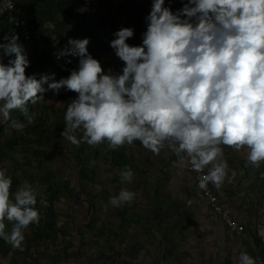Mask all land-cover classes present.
<instances>
[{"label": "rangeland", "instance_id": "rangeland-1", "mask_svg": "<svg viewBox=\"0 0 264 264\" xmlns=\"http://www.w3.org/2000/svg\"><path fill=\"white\" fill-rule=\"evenodd\" d=\"M16 2L23 22L16 34L30 60L26 73H55L56 80L78 67L75 57L52 60V52L69 38H89V53L105 70L119 71L122 62L109 46L113 33L121 27L133 28L135 35L127 43L139 45L146 30L144 18L151 8V0ZM165 6L175 11L182 4L172 0L169 5L165 0ZM6 34H10L8 29L0 27V43H6L2 39ZM67 59L72 63H66ZM7 60L5 57L4 63ZM75 96L64 90L59 95L46 92L44 99L28 105L34 114L31 124L18 111L12 116L24 124L22 130L0 124V168L11 176L13 193L24 182L36 189L41 213L39 226L32 225L24 233V251L0 239V264H92L99 255L94 251L96 243L121 248L130 259L146 256L142 264L151 263V258L158 263L162 260L161 264H239L241 252L254 258L264 255V163L254 167L246 163V149L225 147L229 176L233 172L235 176L220 188L210 183L220 207L230 210L244 227L243 235L236 236L210 210L185 162L167 147L159 156L138 142L118 148L132 163L134 177L127 184L121 182L120 171L108 157L107 142L76 147L64 140L60 135L64 113ZM80 135L78 132V138ZM79 170L87 173L86 180H80ZM121 188L136 196L131 203L112 207L109 197ZM41 197L47 200V207L39 203ZM256 236L261 245L253 241Z\"/></svg>", "mask_w": 264, "mask_h": 264}, {"label": "clouds", "instance_id": "clouds-1", "mask_svg": "<svg viewBox=\"0 0 264 264\" xmlns=\"http://www.w3.org/2000/svg\"><path fill=\"white\" fill-rule=\"evenodd\" d=\"M180 2L182 7L173 11L165 0H151L139 45L127 43L135 35L133 28L121 27L113 33L109 46L123 65L115 72L105 70L89 53V38H69L56 55L78 58L76 69L59 80L55 73L29 75L30 60L19 35H4L0 124L22 130L24 124L13 118L14 111L31 124L34 114L28 105L44 99L46 92L59 95L64 90L76 96L67 105L60 135L76 147L107 142L116 150L138 142L155 156L167 147L192 171L201 173V190H207L209 183L220 188L235 176L234 172L229 176L225 147L246 149V163L260 167L264 163V0ZM133 177L131 166H122L121 182L130 184ZM11 188V176L0 168V239L24 251L25 231L39 226L41 219L38 194L28 182L14 193ZM135 196L121 188L108 203L119 208ZM39 203L47 207L43 197ZM238 261L257 264L248 252H241Z\"/></svg>", "mask_w": 264, "mask_h": 264}, {"label": "built area", "instance_id": "built-area-1", "mask_svg": "<svg viewBox=\"0 0 264 264\" xmlns=\"http://www.w3.org/2000/svg\"><path fill=\"white\" fill-rule=\"evenodd\" d=\"M16 2L15 0H0V22H4V24L8 27L10 32L17 33L21 30L22 23L20 18L17 15L16 10ZM64 44L62 48L65 46ZM61 48V49H62ZM59 50H54L53 57H57V52ZM186 171L193 177L195 183L198 186V176L201 173H197L191 170L190 165H188L187 161L184 160ZM207 171L204 169V174ZM201 195L203 196L204 200L207 201L208 205L210 206V210L214 212L213 214L217 216L219 219L222 220L224 226L234 235L242 236L244 233V227L237 222V220L233 217L230 213V210L226 208H221L219 203V198L215 191L213 190L211 184L207 185V190H201ZM257 264H264V255H256Z\"/></svg>", "mask_w": 264, "mask_h": 264}, {"label": "crops", "instance_id": "crops-1", "mask_svg": "<svg viewBox=\"0 0 264 264\" xmlns=\"http://www.w3.org/2000/svg\"><path fill=\"white\" fill-rule=\"evenodd\" d=\"M20 20H21V23H23L21 18ZM111 244L114 245V242ZM94 251H96V253H99V255L96 256L95 258L96 264H142L144 262L143 258L146 259V256H143V257L139 256L138 259L137 258L136 259L127 258L126 252H123L124 250L121 251V248H118L116 246L105 247L103 243H100V244L96 243L94 245ZM150 260L152 262L151 263L147 262V264H161V261H162V260H159V263H158L157 259L155 258L153 259L151 258ZM95 262L92 264H95ZM86 264H91V263L88 262Z\"/></svg>", "mask_w": 264, "mask_h": 264}, {"label": "trees", "instance_id": "trees-1", "mask_svg": "<svg viewBox=\"0 0 264 264\" xmlns=\"http://www.w3.org/2000/svg\"><path fill=\"white\" fill-rule=\"evenodd\" d=\"M110 14V13H109ZM108 14V15H109ZM0 27H5L6 29H8V27L4 24V22H1ZM8 31L10 32V30L8 29ZM11 33V32H10ZM53 58V59H52ZM52 60H57V58L52 57ZM50 67V63L47 64ZM46 111L47 109H43V115H46ZM42 126H45V123H42ZM40 139V138H38ZM108 157L111 160L112 165L117 168L119 171L121 170L122 166L124 165H130L132 168V163L129 160L128 156L124 153V151H119V150H110L108 152ZM88 177L87 173L83 170H79V178L81 181L86 180ZM89 226H91V224H89ZM253 241L255 242L256 246L261 245V240L256 236L253 237ZM263 251H264V245L262 247Z\"/></svg>", "mask_w": 264, "mask_h": 264}]
</instances>
